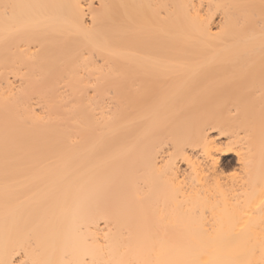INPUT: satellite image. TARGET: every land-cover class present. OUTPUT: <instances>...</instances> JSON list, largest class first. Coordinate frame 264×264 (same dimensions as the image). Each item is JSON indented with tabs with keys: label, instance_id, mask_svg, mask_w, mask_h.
Listing matches in <instances>:
<instances>
[{
	"label": "bare ground",
	"instance_id": "1",
	"mask_svg": "<svg viewBox=\"0 0 264 264\" xmlns=\"http://www.w3.org/2000/svg\"><path fill=\"white\" fill-rule=\"evenodd\" d=\"M0 264H264V0H0Z\"/></svg>",
	"mask_w": 264,
	"mask_h": 264
},
{
	"label": "rangeland",
	"instance_id": "2",
	"mask_svg": "<svg viewBox=\"0 0 264 264\" xmlns=\"http://www.w3.org/2000/svg\"><path fill=\"white\" fill-rule=\"evenodd\" d=\"M234 160H235L234 156L229 154L223 157L221 164L222 166L232 165L234 163Z\"/></svg>",
	"mask_w": 264,
	"mask_h": 264
}]
</instances>
